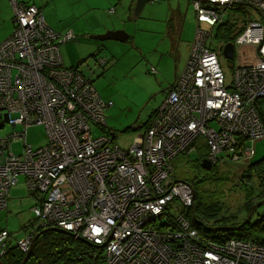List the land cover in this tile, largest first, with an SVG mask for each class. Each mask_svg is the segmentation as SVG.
<instances>
[{"label": "built area", "instance_id": "1", "mask_svg": "<svg viewBox=\"0 0 264 264\" xmlns=\"http://www.w3.org/2000/svg\"><path fill=\"white\" fill-rule=\"evenodd\" d=\"M9 2L15 27L0 43V130H22L0 136V210L23 177L38 219L15 246L26 254L38 230L54 227L102 250L101 264H264V244L213 239L193 226V185L176 180L172 164L197 149L199 139L212 165H248L255 157L264 138V0H192L198 29L185 69L128 148L94 131H107L105 112L113 102L79 67H66L61 45L75 32L55 31L33 4ZM230 12L246 14L231 40L232 59L224 55L227 41L213 46ZM104 64L99 58L94 70ZM41 125L48 142L34 149L27 131ZM18 140L24 142L20 155L12 148ZM9 239L3 230L0 256Z\"/></svg>", "mask_w": 264, "mask_h": 264}, {"label": "rangeland", "instance_id": "2", "mask_svg": "<svg viewBox=\"0 0 264 264\" xmlns=\"http://www.w3.org/2000/svg\"><path fill=\"white\" fill-rule=\"evenodd\" d=\"M24 1L28 2L27 4L34 3L42 9L47 23L55 31L75 32L74 40L61 45L66 67L76 68L79 65L80 72L93 78V84L100 96L113 102V106L105 112L107 131L94 127L96 135L108 134L110 138L116 137L115 143L123 148L133 145L145 134L150 123L148 119L166 99L169 85L185 69L198 29L192 0H151L135 17H130L129 0ZM252 13L257 20L260 19L257 11L252 10ZM244 14H228L227 27L232 31V37L241 26L240 23L245 22ZM170 20L174 24L175 32L169 31ZM14 27L12 4H0V43L1 39L9 33L12 34ZM201 28L207 31L212 29L207 23H202ZM119 29L129 35L127 41H99L92 38V35ZM215 34L217 36L213 39V46L219 49L227 42L218 36V31ZM99 58L105 60V64L94 70L95 62ZM221 61L227 82H232L233 73L229 61L224 57ZM151 66L158 71L151 73ZM21 130L20 126L14 129L6 125L0 130V136ZM27 142L34 149L46 146L48 139L45 127L41 125L28 128ZM199 142L200 146L192 150L189 156L181 154L172 161L175 179L186 180L194 175L203 177L206 179L205 192L217 196L216 200L220 201L223 209L222 214L234 215L236 218L233 222H241L248 216L242 208L244 192L241 190L242 180L246 182L243 171L247 167L221 163L214 168L215 174L205 177L206 171L199 170L196 166L202 152L203 140L199 139ZM12 148L17 155L22 154L23 140L13 142ZM263 158L264 138L256 143V155L252 161L254 163ZM211 176L214 179H211ZM249 184L254 193L258 194L257 180L252 179ZM36 203V197L27 190L24 178L20 177L19 184L11 192L7 208L0 210V233L3 230L8 231V242L13 246L26 236L28 230L33 228L34 222L37 221L38 224L33 212ZM253 220L254 217L251 222ZM212 222L207 221L206 224L211 226ZM92 251H95V257L101 260L103 251L95 247Z\"/></svg>", "mask_w": 264, "mask_h": 264}, {"label": "trees", "instance_id": "3", "mask_svg": "<svg viewBox=\"0 0 264 264\" xmlns=\"http://www.w3.org/2000/svg\"><path fill=\"white\" fill-rule=\"evenodd\" d=\"M227 23L228 21L217 27L216 31H218V36L222 37L228 43H231L232 31L227 27ZM77 67H79V65ZM201 147L202 152L200 154V159L196 161V166L197 169L206 171L205 177H208L216 173L214 168L217 165H213L211 170H205L200 166L201 160L207 156L206 146L202 144ZM245 166L247 168L244 169L243 173L246 182L244 179H241V190L244 192L242 208L246 210L249 216L253 212V207L259 201L264 200V158L254 163L252 161ZM195 173L197 174V172ZM210 178L214 179L213 176ZM252 179H256L258 182V194L254 193V190L249 184V181ZM186 180L192 183L195 191V200L193 207L189 210V218L193 226L202 234H206L213 239H227L231 236L264 244V206L256 208L250 221L241 226L246 219L234 223L233 221L236 218L234 215L227 216L222 214L223 209H221L220 201L216 200L217 196L211 194V192H205L206 179L194 175L192 178ZM211 198H213V200H211ZM192 211L193 214H191ZM194 217L202 224L196 223ZM253 217L255 220L251 222ZM207 221H213L211 226L206 224ZM219 226H228L232 227V229L230 231L215 232L207 228ZM238 226H241V228L236 230L235 228ZM37 234H39V237L33 246L30 258L26 261V264H98L102 262V257L101 260L95 257V251H92L94 246H90L82 240L76 239L69 232L62 233L57 231L54 227H50L38 230L36 232V235ZM24 257L25 254L21 252L18 247L11 244L7 247L5 255L0 256V259L4 264H21Z\"/></svg>", "mask_w": 264, "mask_h": 264}, {"label": "water", "instance_id": "4", "mask_svg": "<svg viewBox=\"0 0 264 264\" xmlns=\"http://www.w3.org/2000/svg\"><path fill=\"white\" fill-rule=\"evenodd\" d=\"M151 0H136V5H135V10L136 13L139 14L141 12V10L143 9V7L145 6V4L147 2H149ZM93 39L99 40V41H107V40H116V41H121V42H125L128 40L129 35L124 31V30H109L103 34H96V35H92ZM224 55L229 58L232 59L234 57V52H233V44L232 43H228L224 49ZM5 117H8V115L6 114ZM3 123L0 124V128H2ZM200 166L205 169V170H211L213 168L212 163L207 159L204 158L201 160L200 162ZM264 205V200L259 201L254 207H253V212L246 218V220L244 221V223H242L241 226H243L244 224L248 223L251 219V217L254 214V211L256 208L260 207ZM194 221L196 223L202 224L197 218L194 217ZM241 226L236 227L235 229L238 230L241 228ZM210 231H215V232H220V231H230L232 229V227H228V226H219V227H207ZM57 231L65 233L67 231L61 229V228H55ZM45 231V230H44ZM43 231V232H44ZM39 234H37L34 239L33 242L31 244V247L29 249V251L25 254V257L22 261L21 264H26V261L30 258L31 255V251L33 249V246L36 242V240L38 239ZM84 243L89 244L90 246H93V244L89 243L86 240L81 239ZM0 264H4L2 262V260L0 259Z\"/></svg>", "mask_w": 264, "mask_h": 264}, {"label": "crops", "instance_id": "5", "mask_svg": "<svg viewBox=\"0 0 264 264\" xmlns=\"http://www.w3.org/2000/svg\"><path fill=\"white\" fill-rule=\"evenodd\" d=\"M21 2H23V3H28V2H26V1H24V0H21ZM8 4L9 5V1L8 0H0V4ZM33 5H36V4H34V3H32ZM135 5H136V0L134 1V0H129V7H128V11L130 12V14H131V16L130 17H132V16H134L135 17V15H138L137 13H136V10H135ZM170 22H171V24H170ZM170 22H169V31L171 32V31H174L175 32V28H174V24H173V22L170 20ZM105 28L106 29H108V27L107 26H105ZM99 32V31H98ZM11 35V33H9L7 36H5L3 39H1L2 41L3 40H5L6 38H8L9 36ZM76 35V34H75ZM175 36H176V33H175ZM129 39V38H128ZM1 41V42H2ZM160 65H161V62H160ZM158 71V70H157ZM179 75H177L176 77H175V79H174V81L176 80V78L178 77ZM174 81H173V83H174ZM173 83H171L170 85H169V87L167 88V94H168V90H169V88H170V86L173 84ZM152 116H150L149 117V119H148V121L150 120V118H151ZM147 121V122H148Z\"/></svg>", "mask_w": 264, "mask_h": 264}, {"label": "bare ground", "instance_id": "6", "mask_svg": "<svg viewBox=\"0 0 264 264\" xmlns=\"http://www.w3.org/2000/svg\"><path fill=\"white\" fill-rule=\"evenodd\" d=\"M153 116V115H152ZM152 118V117H151ZM206 146V145H205ZM207 148V147H206ZM206 158V157H205ZM176 180H184V179H176Z\"/></svg>", "mask_w": 264, "mask_h": 264}]
</instances>
